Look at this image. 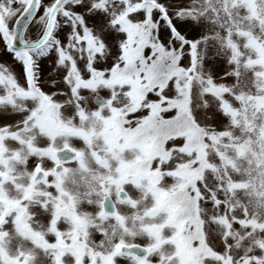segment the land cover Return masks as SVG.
I'll return each mask as SVG.
<instances>
[{"label": "rangeland", "instance_id": "374dc122", "mask_svg": "<svg viewBox=\"0 0 264 264\" xmlns=\"http://www.w3.org/2000/svg\"><path fill=\"white\" fill-rule=\"evenodd\" d=\"M54 1L57 0H41L36 17L26 27V41L38 40L41 33L47 30ZM63 2L54 25H57L56 31L47 42V47L52 52L48 61L51 71L43 76L39 87L31 72L32 60L36 53L30 55L27 51L19 52L29 64L28 90L25 91L24 81L20 76V65L13 59L17 52H12L4 41H0V64L8 65L16 73V86H6L9 87L8 92L0 86V143H6L10 156L17 152L18 158L9 162L8 173L12 178L1 185L0 192L4 198L22 200L21 204L27 205L22 215L20 212L17 214L12 207L0 220V264H138L134 258L119 254L118 244L136 245L148 250V256L139 264H183L180 244L171 240L177 236L182 225H165L162 231L160 228L150 229V226L161 227L165 221L173 218L176 220L182 210L181 206L178 207L180 198L189 205L186 196L190 191L178 193L182 180L185 182L184 177L181 179L164 175L161 180L160 175H157L160 180L154 183L155 185L148 181L139 185L132 184L130 172L124 167L142 158L137 150L110 153L103 140L104 136L98 133L100 124L94 121L92 115L88 114V120L83 126L87 132L94 131L91 139L87 140V136L82 133L69 137L61 132L56 133L51 123H43V112L39 110V106L43 104L49 107L50 103L68 100L69 103L60 106V115L66 113L70 116L71 113L84 109L91 112L101 111L102 107L94 103L95 97L103 99L106 104L124 103L123 90L119 91L117 86L108 88L99 84L95 90L89 87L80 89L82 98L76 103L69 86V60L62 59L64 63H59L58 66L51 61L57 52L59 53V48L63 49L64 53H68L76 61L83 80L89 79L91 84L95 80H91L88 64L83 61L86 57L82 55L83 43L78 45L81 50H75L74 41L66 39L68 33L74 31V22L80 24V20H77L81 17L84 24L87 23L93 29V34L103 40L104 49L100 56L104 61L107 60L104 67L108 68L115 64L120 44L124 39L122 28L117 22L127 15L130 7L136 5H139V10L132 12L130 17L135 21L145 20L149 10L153 20H161L159 29L165 40L170 35H175L179 40L184 37L189 40L202 37L195 49L192 48L193 52L203 55L197 73L202 78L211 79L210 82L214 85L220 84L230 88V94L223 95V98L230 100L231 107L244 109L242 99L246 108L248 106L246 113L237 110L238 115L245 113L242 118L224 115L219 107L220 100L206 95L200 78L195 76L191 92L194 116L206 127L216 126L229 130L235 143H246L249 148L245 147V156H239L235 147L223 148L234 163L233 167H223L214 152H209L208 160L214 169L205 170V184L214 195H207L208 197H204L206 200L203 197L199 199L201 218L205 221L203 236L205 242L219 251L216 253L221 254L222 258L210 257L201 260L200 254H196L200 249L198 247L196 251V248H193L194 259L191 264H199L200 261L202 264H264V141L260 137L264 129V112H256L253 107V99L264 93V81L255 76L261 68L258 62L254 61L259 53L258 48H264V0H253V4L249 5L246 0L244 3H240V0ZM73 2L78 6L73 7ZM0 5L3 6L0 11L7 9L4 18L0 19V26L4 25L5 33H8L11 27V37L7 42L10 44L15 23L23 13L26 3L25 0H15V3L14 0H0ZM77 13L81 15H76ZM177 16L195 19L181 21L176 19ZM70 17L75 21L72 22ZM169 17L172 19L169 20ZM173 24L176 25L175 28L171 27ZM173 43L179 45L178 41ZM249 44L257 49L248 47ZM62 45L66 46L62 48ZM38 62L42 65L45 63ZM182 65L190 66L187 56L184 57ZM174 79L177 81H173ZM174 79L166 85L165 95L168 98L179 97L178 92L176 93L178 87L174 84L183 87L182 77ZM41 87L50 95L45 96L40 91ZM19 88L20 94L16 91ZM237 94V99L241 100L239 102L236 99ZM173 113H176L175 109L170 111L168 116ZM76 123L79 124L77 119L74 121V124ZM177 143L181 145L182 139ZM65 144L79 151L81 159L64 164L63 170L57 175L60 177L58 181L62 189L59 191L52 185L57 180L49 172L46 177L48 183L32 185L33 196L27 197L24 190L31 186L30 177L35 167L52 170L58 162L54 160L50 150L61 149ZM29 147L33 151H27ZM102 149L105 151L104 163L99 164L94 152ZM187 151H172L167 168L175 169L182 165L196 164L194 162L200 161L203 156L197 149V152ZM153 168L158 169L154 166ZM0 170H4L1 165ZM235 182L243 183L244 188H234ZM103 184H106V188L102 187ZM43 188L48 192L43 191ZM121 188L128 192L129 201L118 200L117 192ZM159 189L169 191L167 196L171 194V198L167 199L169 202L163 211L157 210V214H151V208L160 209L159 203L162 202L163 196L159 195ZM105 196L112 197L117 205L119 213L113 216L117 221L112 217L100 218V215H103L101 204ZM216 204H219V208ZM56 206L60 208L59 212ZM72 209L75 210V216ZM223 220L225 222H222ZM78 223L82 225L75 226ZM112 251L114 254L111 259ZM222 260L226 263H222Z\"/></svg>", "mask_w": 264, "mask_h": 264}, {"label": "trees", "instance_id": "16d2710c", "mask_svg": "<svg viewBox=\"0 0 264 264\" xmlns=\"http://www.w3.org/2000/svg\"><path fill=\"white\" fill-rule=\"evenodd\" d=\"M242 2L244 3V0ZM249 3L251 4V1ZM138 8L139 5L130 7L127 15L118 21L120 28H122L121 32L124 35L119 48V53L122 48L123 55H118L114 61L115 67L112 65L108 68L104 67L107 60L104 61L102 56L97 55L103 49V44L99 37L93 34V29L90 26L87 25V28H85L84 20L82 21L81 17L77 20H80V24L74 22L75 20L70 17V20L72 18V22H74V31H70L66 39L74 41L73 47L75 50H81L78 45L83 43L82 51H84V54L82 55L86 56L83 61L88 64L87 68H89L88 71L91 73V80H95L91 84L89 79L83 80L81 75H79L76 61L68 53H64L63 49L59 48V63H64L62 59L69 60V86L76 103H79L80 98H82L81 94H79L80 89H88L89 87L91 90H95L98 84L108 88L117 86L119 91L123 90L124 103L122 105L108 103L101 111L91 112V110L87 111L84 109L73 112L70 116L66 113L61 116L60 106L69 103L67 100L58 104L57 109L52 111V114L50 111V117L56 123L55 127H53L56 132L63 131V133L67 134L69 130V135L71 136L82 133L91 139L94 131L87 132L83 126L89 115H92L94 121L100 124L98 133L104 136L103 140L110 153H121L125 149H135L140 154H143L144 158L142 160L138 159L136 162L124 167L125 170H129L130 180L135 184L142 183L147 177L157 182L159 180L157 175H160V177L164 176L163 174L168 169L167 159L171 157L174 150L186 151L187 149V153H190L197 149L200 153L202 152L203 156L200 161L194 162L196 164L180 166L177 170V173L184 177L185 180L178 193L190 191L186 196V202L189 205H186L184 201L182 202L181 198L179 200V204L182 207L179 214L183 215V225H192L193 228L189 230L182 227L178 236L174 237V240L182 245V254L186 257V260H189L194 242L199 239V234L203 235L202 226L205 223L201 219L199 199L202 197L206 198L207 195L211 197L214 195V192L205 184V170L214 169L212 163L208 160L209 152H214L223 167L228 165L233 167L234 163L229 155L225 154L223 148L235 147L239 151V156H245L247 153L245 147L249 148V146L246 143H243L244 145L239 144L240 142L235 143L233 136L231 137L228 130L216 126L206 127L198 121L197 116H194L191 96L195 76L200 78L201 85L207 93L206 95L209 94L220 100L221 110L231 118H235L237 109L230 106L228 98L227 100L223 98V95L230 94L228 93L229 90L220 84H212L210 82L211 79L200 77L197 73L198 66L203 59V55L200 52L195 53L192 50L190 66L184 67L182 65L184 58L183 60L181 58L182 56H187L188 48L182 46L175 35H170L165 40L163 35L160 34L161 20H153L149 10L145 15V20L135 21L132 18H128V15ZM69 34H71L70 38ZM81 40H85V43ZM173 41H178L179 45L174 44ZM248 46L253 50L257 49L252 44ZM193 49H195V45ZM254 61L262 63L264 66V49L259 48L258 56ZM1 77L6 82L4 84L5 87L16 85L7 76ZM178 77H182L184 82L183 87L178 82V85L174 84L175 87H178L176 93L178 92L177 96L179 97L168 98L165 95L166 85L169 81ZM256 78L264 80V71L256 72ZM173 81L177 80L174 79ZM9 87L6 88L9 89ZM262 88L264 90V86ZM237 101L241 100L237 99ZM253 101V107L256 112H264V93L255 97ZM241 104L244 109H241L240 112H246L247 110L245 109H248V106L246 108L243 99ZM173 109H175L176 113L168 116ZM76 119L78 120V125L77 123L74 124ZM236 119L239 120L238 118ZM260 137L264 141V129ZM180 139H182V144L178 145L177 142ZM28 150L32 149L29 147ZM1 155L3 156V153ZM3 158L2 164L8 168V161L11 157L3 156ZM153 166L158 169L153 168ZM243 185V183L235 182L233 187L236 189L244 188ZM56 187L59 191L61 190L59 183L56 184ZM70 198L71 195L69 194V200ZM216 205L219 208V204ZM181 218L176 217V224L179 223L178 219L181 220ZM222 222H225V220ZM205 245L204 239H199L198 246L203 247L202 249L204 250ZM187 263L188 261H185V264Z\"/></svg>", "mask_w": 264, "mask_h": 264}, {"label": "snow or ice", "instance_id": "6c2138e0", "mask_svg": "<svg viewBox=\"0 0 264 264\" xmlns=\"http://www.w3.org/2000/svg\"><path fill=\"white\" fill-rule=\"evenodd\" d=\"M33 4H35L36 0H32ZM15 3V0H14ZM78 6L75 2H73V7ZM0 8H3L2 5H0ZM7 11V9H4L3 11H0V19L4 18V13ZM65 11H67V8L65 9ZM76 15H81L80 13H77ZM163 15V14H162ZM65 19H67V17H65ZM172 18L169 17V20H171ZM176 19L183 21L184 19H195L194 17H179L177 16ZM6 22V21H5ZM30 23V21H29ZM198 23V21H197ZM66 26V25H65ZM172 28H175L176 25H172ZM85 28H87V23H85ZM171 31V29H169ZM53 31L55 32L56 29L54 28ZM177 31H179V29H177ZM181 36H183V33H181ZM11 37V27L9 28L8 33H5L2 29H0V41H4L5 44L7 45V42L9 40V38ZM71 37V34H69V38ZM19 39L21 41V43H24V37L23 35H18L17 37H15L13 39V47H15V40ZM59 40V37L57 38ZM202 39V37H196L194 39L189 40L187 37H184V39L179 40V43L188 48V53L186 54L188 59H189V63L191 62V55H192V48L194 45H198L199 40ZM47 33L46 32H42L39 39L33 42L32 48L29 50L27 49V47L25 46V50L29 51V54L31 55V53H36V55L33 57L32 60V67H31V72H32V78L34 81H36V85L37 87L40 86L41 81L43 80V76L46 75L49 71H51V67L48 63L49 58L52 57V52L50 49H48L47 47ZM101 43H103V40H101ZM66 45H62L61 47L63 48ZM105 47H107V45H105ZM177 50H181V49H177ZM199 50V49H198ZM120 56L123 55V50L121 48L120 50ZM97 55H101V53H98ZM183 56H182V60H183ZM13 59L16 60L17 64L20 65V76L24 81V89L25 91L28 90V79H29V64L25 61V58H23L21 56V54L19 52L15 53L13 56ZM59 59H60V55L57 52V54L55 55V57L52 59V63L56 64L58 66L59 64ZM38 61H45V63L42 65L40 64ZM116 65L113 64V67H115ZM0 73H3L5 76H7L9 79H16V73L14 70H12L11 68L8 67V65L6 64H0ZM17 83H19V80L17 79ZM40 91L42 93H44L45 96L50 95V93H47L42 87L40 88ZM8 107H11V105H8ZM8 125H5V127H7ZM49 224H51V221H49Z\"/></svg>", "mask_w": 264, "mask_h": 264}, {"label": "water", "instance_id": "95a60500", "mask_svg": "<svg viewBox=\"0 0 264 264\" xmlns=\"http://www.w3.org/2000/svg\"><path fill=\"white\" fill-rule=\"evenodd\" d=\"M63 0H57L52 12H51V16H50V20H49V24L46 30L47 33V37L49 38V35L51 33L54 21H55V17H56V13H57V9L59 7V5L62 3ZM39 4H40V0H36L35 4H33L32 0H30L26 10L23 12V14L19 17V19L16 22L15 25V32L17 33V29L20 25L21 22L22 23V27L20 28V34L19 35H23L24 34V30L26 28V26L29 24V21L31 22V20L33 19V17L35 16V14L37 13L38 9H39ZM15 37H17V34H15ZM14 37V38H15ZM17 41H19L21 43V41L19 39L15 40V47L16 49H25V46L27 47V49H31L33 44H29L27 42L21 43V46L17 45ZM13 46V44H12ZM94 102L99 105L102 106L104 104L103 100H100L98 97L94 98ZM55 157L63 162L66 161H72V160H77L80 156V154L78 152H76L73 149L70 148H65L63 150L60 151H55L54 152ZM96 156L98 157V159L101 161L103 160V152L102 151H98L96 152ZM61 166L57 165L54 168V173H57L58 171H60ZM5 175L0 173V184L5 180ZM44 175H43V171L37 170L35 173V176L33 177V181H36L38 179H43ZM103 187L106 188V184H103ZM119 198L120 199H126L127 198V194L125 191L120 190L119 191ZM103 210L106 214H112L116 211V207L114 202L112 201V199L110 197H106L103 201ZM3 212V204L0 202V216ZM120 253L123 254H132L138 258H143L146 256L147 251L141 247L138 246H133V247H126V246H120L119 248Z\"/></svg>", "mask_w": 264, "mask_h": 264}, {"label": "bare ground", "instance_id": "6f19581e", "mask_svg": "<svg viewBox=\"0 0 264 264\" xmlns=\"http://www.w3.org/2000/svg\"><path fill=\"white\" fill-rule=\"evenodd\" d=\"M22 23H23V22L20 23V25H19V27H18V29H17V35H18L19 32H20V28L22 27Z\"/></svg>", "mask_w": 264, "mask_h": 264}]
</instances>
